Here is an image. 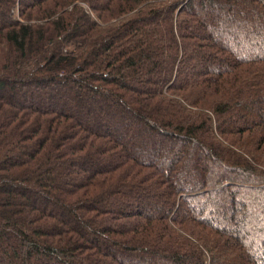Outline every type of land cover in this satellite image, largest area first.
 I'll use <instances>...</instances> for the list:
<instances>
[{"label":"trees","instance_id":"1","mask_svg":"<svg viewBox=\"0 0 264 264\" xmlns=\"http://www.w3.org/2000/svg\"><path fill=\"white\" fill-rule=\"evenodd\" d=\"M2 241L0 264H264V0H0Z\"/></svg>","mask_w":264,"mask_h":264},{"label":"rangeland","instance_id":"2","mask_svg":"<svg viewBox=\"0 0 264 264\" xmlns=\"http://www.w3.org/2000/svg\"><path fill=\"white\" fill-rule=\"evenodd\" d=\"M208 32H211V33H212L211 28H210V29L207 28V29H205V30L198 31V33H199L200 35H202V36H203L204 34H208ZM168 69H169V68L166 67L165 65L160 67L159 72H158V75H157V77H156L157 80H158L159 82H164L165 80L167 81V80L170 78V71L168 72ZM198 69H200V68L197 67V63H196V62H193V66L188 70V73L193 72V71L195 72V71L198 70ZM139 79H140V85H143V84H144V81H146L147 77H146V75H142ZM18 91H19V88H17V91H15V95H17ZM17 96H19V94H18ZM16 103H17V102H16ZM40 106H41V105H40ZM203 164H204V161L201 160V161H200V166H203ZM90 165H91V166H93V165L96 166L97 164H96L95 162H92V161L90 160L89 162L82 164L81 167H82V168H84V167H89ZM120 207H122V209H123L124 211L127 210V208L124 207V205H123V206L120 205ZM12 245H13V246L16 245L15 241L13 242ZM0 246H1L2 249H4V250L7 249V245L5 244L4 241L0 242ZM10 246H11V245H10ZM11 247H12V246H11ZM87 264H102V262H101V263H87Z\"/></svg>","mask_w":264,"mask_h":264}]
</instances>
